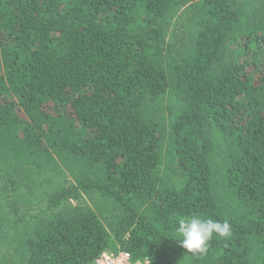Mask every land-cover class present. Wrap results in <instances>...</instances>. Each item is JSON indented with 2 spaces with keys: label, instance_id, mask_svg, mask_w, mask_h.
Masks as SVG:
<instances>
[{
  "label": "trees",
  "instance_id": "obj_1",
  "mask_svg": "<svg viewBox=\"0 0 264 264\" xmlns=\"http://www.w3.org/2000/svg\"><path fill=\"white\" fill-rule=\"evenodd\" d=\"M106 250L264 264V0H0V264Z\"/></svg>",
  "mask_w": 264,
  "mask_h": 264
},
{
  "label": "clouds",
  "instance_id": "obj_2",
  "mask_svg": "<svg viewBox=\"0 0 264 264\" xmlns=\"http://www.w3.org/2000/svg\"><path fill=\"white\" fill-rule=\"evenodd\" d=\"M175 234L179 246L188 253H203L207 250L213 236L228 237L231 227L228 222L220 223L211 218L199 216H181L176 220Z\"/></svg>",
  "mask_w": 264,
  "mask_h": 264
},
{
  "label": "built area",
  "instance_id": "obj_3",
  "mask_svg": "<svg viewBox=\"0 0 264 264\" xmlns=\"http://www.w3.org/2000/svg\"><path fill=\"white\" fill-rule=\"evenodd\" d=\"M91 264H150L148 259L135 260L126 251L113 252L106 250L102 252Z\"/></svg>",
  "mask_w": 264,
  "mask_h": 264
}]
</instances>
